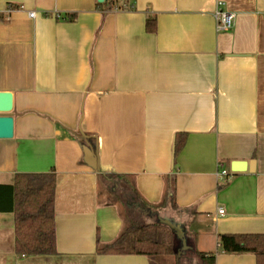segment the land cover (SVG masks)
Returning a JSON list of instances; mask_svg holds the SVG:
<instances>
[{
    "label": "crops",
    "instance_id": "0c3cea01",
    "mask_svg": "<svg viewBox=\"0 0 264 264\" xmlns=\"http://www.w3.org/2000/svg\"><path fill=\"white\" fill-rule=\"evenodd\" d=\"M218 1L234 14L228 31H216ZM0 16V91L12 93L14 119L0 185L56 174V252L18 254L14 213L0 211V264H151L97 253L123 226L100 175L130 176L150 203L173 184L176 205L196 212L195 250L255 264L218 238L264 234V0H0ZM235 161L245 169L233 172Z\"/></svg>",
    "mask_w": 264,
    "mask_h": 264
},
{
    "label": "trees",
    "instance_id": "16d2710c",
    "mask_svg": "<svg viewBox=\"0 0 264 264\" xmlns=\"http://www.w3.org/2000/svg\"><path fill=\"white\" fill-rule=\"evenodd\" d=\"M1 18V16H0ZM72 21L75 15H69ZM146 29L155 30V23L148 19ZM186 141L185 133L175 136V154ZM99 192L107 201L117 206L123 226L117 237L101 245L97 239L98 254L144 255L151 264H159V258L172 257V264H215L216 252H201L194 248L192 235L187 226L192 223L196 212L190 208H179L175 202L174 185L168 183L162 200L150 203L136 190L130 176H99ZM121 182L122 189L116 184ZM56 174L54 169L46 173H17L13 184L0 185V211L14 213L15 251L18 254L44 255L56 252L54 197ZM121 190L122 195H118ZM123 194L129 197L126 202ZM136 208L144 221L131 218L130 210ZM167 218L178 223L184 232L186 245L171 228L160 222ZM220 250L224 253H252L255 264H264V234H222L218 238ZM190 261V262H189Z\"/></svg>",
    "mask_w": 264,
    "mask_h": 264
},
{
    "label": "water",
    "instance_id": "95a60500",
    "mask_svg": "<svg viewBox=\"0 0 264 264\" xmlns=\"http://www.w3.org/2000/svg\"><path fill=\"white\" fill-rule=\"evenodd\" d=\"M104 1L105 0H97L98 3H104ZM12 108H13L12 93L9 91H0V139H10L13 137L14 119L12 116ZM80 133L83 134L82 131ZM83 137L85 138L84 134ZM85 154L93 160L95 165L92 167L93 169L97 170L98 165L96 163L95 148L93 150H90V148L87 146L85 149ZM173 157H174V151H173ZM245 167H246V163L235 161L233 162L231 169L233 172H239V171H243ZM160 222L172 229L176 237L181 242V248L183 250H186L188 246L186 245V239L184 237V232L182 230V227L178 223L174 222L173 220L167 217L160 218Z\"/></svg>",
    "mask_w": 264,
    "mask_h": 264
},
{
    "label": "built area",
    "instance_id": "2783aa9c",
    "mask_svg": "<svg viewBox=\"0 0 264 264\" xmlns=\"http://www.w3.org/2000/svg\"><path fill=\"white\" fill-rule=\"evenodd\" d=\"M23 8V7H21ZM27 15L29 18L35 17V12L28 11ZM214 18L216 22V31L223 32L228 31L232 28L234 22V14L225 9L222 1L216 3V8L214 10ZM218 180L223 181L229 174L226 170H222L216 174ZM219 214H223L224 210L222 208L218 209Z\"/></svg>",
    "mask_w": 264,
    "mask_h": 264
},
{
    "label": "rangeland",
    "instance_id": "374dc122",
    "mask_svg": "<svg viewBox=\"0 0 264 264\" xmlns=\"http://www.w3.org/2000/svg\"><path fill=\"white\" fill-rule=\"evenodd\" d=\"M117 192H118V195H120V196L123 193L121 190H119V191L117 190ZM101 196L103 197V194H101ZM123 197H124V199H126V202L131 205L129 197L126 194H123ZM130 213H131V218H133L137 221H144L145 220V217H143V215L138 210H136V208H131ZM163 217H166V216H163ZM172 261H173L172 257L165 256V257L159 258V264H172Z\"/></svg>",
    "mask_w": 264,
    "mask_h": 264
}]
</instances>
